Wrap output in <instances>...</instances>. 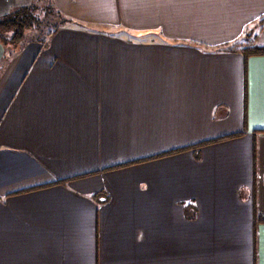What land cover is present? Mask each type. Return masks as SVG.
Instances as JSON below:
<instances>
[{
    "label": "crops",
    "instance_id": "1",
    "mask_svg": "<svg viewBox=\"0 0 264 264\" xmlns=\"http://www.w3.org/2000/svg\"><path fill=\"white\" fill-rule=\"evenodd\" d=\"M48 1L0 41V264H264V0Z\"/></svg>",
    "mask_w": 264,
    "mask_h": 264
},
{
    "label": "rangeland",
    "instance_id": "2",
    "mask_svg": "<svg viewBox=\"0 0 264 264\" xmlns=\"http://www.w3.org/2000/svg\"><path fill=\"white\" fill-rule=\"evenodd\" d=\"M23 1H24L23 4H21L20 6L13 7L10 10L9 14L14 13L15 11L17 12L19 9L21 10L23 8H26V10L30 13L32 21L27 22L29 24L27 26L25 25L26 27L22 33V37H24L26 40L34 39V38L45 40L46 38L49 37L47 33L54 29L53 24L60 27V22H59L60 20L58 21L55 20L56 18V16H54L55 11L51 7L48 0H23ZM5 16L0 17V19L4 18ZM9 32L11 31L0 32V41L2 43L9 42V43L16 44L18 40L15 41L13 39V36H14L13 31L11 33ZM242 42H246V40H239L237 42H231L230 45L232 46L234 43H242ZM227 47L228 46H225L223 47V49ZM195 150L196 148L194 149V151ZM196 156L197 154L195 155V157Z\"/></svg>",
    "mask_w": 264,
    "mask_h": 264
},
{
    "label": "trees",
    "instance_id": "3",
    "mask_svg": "<svg viewBox=\"0 0 264 264\" xmlns=\"http://www.w3.org/2000/svg\"><path fill=\"white\" fill-rule=\"evenodd\" d=\"M54 16H56L55 20L58 21L59 16L56 12H54ZM28 21L30 22L32 21L30 13L26 10V8H23L21 10L19 9L17 12L15 11L14 13H10L4 18L0 19V32L13 31V35H14L13 39L17 41L22 38V33L25 27L29 24L27 23ZM63 23L64 21L62 22V24ZM54 25L55 24H53L54 27L53 30L59 28V26L56 25L54 26ZM53 30L48 32L47 35H50L53 32ZM228 51L235 53L236 52L242 53L244 56H247L248 54H252V55L262 54L264 53V48H258L253 44V42H242V43H234L232 46L229 47Z\"/></svg>",
    "mask_w": 264,
    "mask_h": 264
}]
</instances>
